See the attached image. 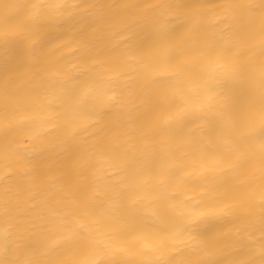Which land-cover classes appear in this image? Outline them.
Instances as JSON below:
<instances>
[{"label":"bare ground","instance_id":"1","mask_svg":"<svg viewBox=\"0 0 264 264\" xmlns=\"http://www.w3.org/2000/svg\"><path fill=\"white\" fill-rule=\"evenodd\" d=\"M0 264H264V0H0Z\"/></svg>","mask_w":264,"mask_h":264}]
</instances>
